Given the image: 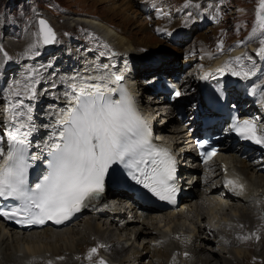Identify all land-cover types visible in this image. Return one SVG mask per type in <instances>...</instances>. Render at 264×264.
<instances>
[{"label":"rangeland","instance_id":"rangeland-1","mask_svg":"<svg viewBox=\"0 0 264 264\" xmlns=\"http://www.w3.org/2000/svg\"><path fill=\"white\" fill-rule=\"evenodd\" d=\"M185 1L160 0L159 5L156 7L148 5V3L146 5L141 4L142 8H139L138 10L140 14L139 17L144 19L145 23H147L144 25L145 29L141 27V29H136L134 28L135 19L129 20L127 24H124L122 15L116 16L106 11L108 8L107 5L93 6L86 0H0V49L4 50V46L6 45L11 46L13 51L15 49L13 56H9V54H7L10 58L7 61L4 58V54L0 52V65H3V67H0V110L4 109L3 105L5 102L9 107V101L6 97L8 96L11 86L15 80L23 79L26 70L30 68L39 69L36 79L38 81L42 80L43 82L44 80L42 78L48 74H43V66L49 67L48 64H53V66L57 69V73H54V76L55 74L62 76L66 74L63 72V69H65L64 66L61 65H66L65 63H61L63 60L65 61V58H67L68 61L71 58L74 62L77 61L78 63L87 62L89 60H95L99 55L97 53L101 54L102 51L106 56L108 50L112 49V47L106 42L107 38L103 36L104 34L100 29L91 28L90 26H86L87 28L84 26H80L78 29L74 28V24H76L74 19L77 17H91L101 21H107L114 27L113 29L111 28L113 31H117L124 38L131 39L133 42H136L138 50H132L129 55V58L131 59L128 60L134 64V66L136 64L137 77L141 76L143 72L147 73L146 75L139 77L140 80H143L144 78L148 79L151 76L153 77L154 71L160 74L167 72V74H170L169 72L174 71L172 69L175 67V69L180 72V77L183 78L185 75L186 77L191 75L196 82L201 65L197 59L200 58V50L201 52L204 50V52H207V55L209 56L211 54L213 55L210 57L211 60L209 59V62L220 55L225 56V60L232 61L233 58L230 59L229 57V55H232L231 51L234 50L235 47H240L243 50L242 52H247L248 57H250V59H245L248 61L246 66H255L256 71L264 68V64L261 62V59H263L264 62V57L257 56V58L254 56V54H256L255 52L248 50L251 45H255V49L260 47V40L264 38V35L261 34L251 35L252 28L255 23V10L258 6V0H191V3H182ZM194 2H197V4H194ZM40 16L47 20H55L58 25L64 24L67 29L65 31L53 29L56 35V42L50 46L36 47L34 51L38 52L39 55H33L30 51V46L33 45L37 39V37L33 35V32L38 33L36 19ZM173 23L174 25H181L182 30L173 34L171 33L172 36L170 38L166 35L165 29L167 26L170 27ZM98 30H100V33H98ZM85 40L87 43H91V46H94L95 49L98 50H90L88 46L84 45ZM233 40H237L236 44L231 43ZM221 43L222 48H219L218 45ZM104 45H107V48H105ZM5 52L6 51H4V53ZM105 56L101 55L102 58H105ZM195 56L196 59L192 61L191 59H194ZM184 59L190 60L181 66L182 60L185 61ZM41 60L46 64H39ZM8 66H10L13 71L9 69L7 70ZM48 71V68H46V71L44 72ZM47 77L48 76H46V78ZM258 78V80L264 78V69ZM40 84H36L37 92L40 90L41 91L39 93L50 91L47 87L42 89L39 88ZM254 86L260 87L258 83H254ZM38 95L40 96V94ZM187 100L189 99H184V101ZM25 103L26 105L31 106L32 109L33 106L35 109L40 105L37 104L38 106H35L31 101H25ZM144 104H147V102L144 101ZM8 107L6 110L7 112ZM160 111L162 114H167L163 108ZM159 112H155L154 114L155 122L161 127L166 125V129L170 130L171 125L170 123H167V117H163V115L159 116ZM1 115L2 112L0 111V116ZM1 118L2 116L0 117V125ZM33 119L35 120L36 117L33 116ZM194 178L197 180V175ZM209 184L210 183H208V186ZM210 186L212 185L210 184ZM212 194L213 193H208L205 195L206 200L208 199L207 197L211 198L214 195L215 198L213 199L217 200L216 197L218 194ZM113 200L114 207H105V209L111 210V212L118 211L121 213L122 217L127 219L121 217L123 220L119 221L118 218H107L103 213L94 217V219L89 220L92 221V227H96L104 232L103 239H112L114 242H118L120 246L123 245V250L120 253L121 256L124 253L132 251L135 247L142 248L147 241H150L155 236H152L154 234L151 235L150 233H145L143 236L138 235L135 239V236L130 233L131 227L134 226V224L140 223L135 217V211L128 208L130 203L126 200H122L121 198H114ZM195 200L191 201L190 198H187L181 202L182 205L180 206V209L181 207L183 209L181 215L180 217H178V215L174 216L176 218H180L177 224V219L174 217L170 218L167 215L169 214L168 210H155L152 213L149 212L152 216L156 217L154 221L155 226H160L162 227V231H166L165 233L167 235L164 238L165 243L163 244L173 246L174 243H177L184 247H188V242H190L193 234L198 232L197 229L208 224L207 218L198 219L197 215H195V209L188 207L190 204H194ZM216 200H207L205 202L207 209L201 211V208L199 207L197 210L198 213L202 214V212H207L209 209L212 210V212H209V216L211 218L214 216L217 217L213 218L211 229L213 228L212 230L216 232L227 231L229 228L232 229V227L224 229L223 227H220V225L222 222L221 219L223 218H225L226 223H233V211H230V207L227 205L222 209L218 208L215 203ZM197 201H200L199 198ZM228 203L233 202L228 201ZM262 204L260 203V205L264 206V202ZM245 207L246 209H249V213H253V215L256 214V216L258 215L255 208L252 210L253 208H249L248 205ZM261 209H263V207H260L259 211ZM228 212L229 215H227ZM259 214H262V212ZM90 217L91 213L84 212L75 220V222L71 224L80 223ZM263 220V218H253V222L259 225L263 224ZM171 221L174 222V224L171 223ZM71 224L69 226H71ZM123 225H126L127 227L129 226V229L123 228ZM69 226L57 228L56 230L66 232L65 228L67 229ZM218 228L221 230L218 231ZM202 230L203 231L199 230L198 232V234L201 233L200 236L202 239L203 236L210 237L212 234L207 232V229ZM31 233L36 235L35 230H27L25 233L23 231L24 235ZM176 235L177 238H175ZM65 236H67V234H65ZM128 237H131V240L128 244H125L124 241ZM212 238L213 237H210L211 240ZM252 238H250L251 242ZM257 239L258 238H253L252 243L256 244ZM199 242L200 240H198V245L202 248V252L204 250L213 253L217 257H215V260H213L211 264H220L218 253L222 254L220 251L223 246L209 241L201 240V242ZM105 246L106 245L104 244L101 245V251L107 254V256L104 257V255H100L98 260H104L106 262L105 264H118V257H116L117 254L113 255V251L109 250V248ZM231 246L240 248V250L246 252V249L243 248L241 244ZM247 249L250 250V248ZM93 255L94 254H91V257H93ZM56 259L58 261L60 260V257ZM145 263H147V261Z\"/></svg>","mask_w":264,"mask_h":264},{"label":"snow or ice","instance_id":"snow-or-ice-1","mask_svg":"<svg viewBox=\"0 0 264 264\" xmlns=\"http://www.w3.org/2000/svg\"><path fill=\"white\" fill-rule=\"evenodd\" d=\"M187 3L191 0H186ZM38 23L39 32L33 34L37 39L30 46L33 55H39L34 51L36 47L56 42V35L47 21L41 19ZM256 34L264 35V0H258L255 10L251 35ZM218 47L222 48V43ZM255 53L264 57V38ZM101 55L105 53L101 52ZM4 58L6 61L10 59L6 52ZM245 59H250L247 53L226 61L217 71L223 75L227 70L234 77L249 80L256 75V69L255 66L244 65ZM38 73L39 69L26 70L22 80L13 82L6 97L11 114L5 121L9 127L6 153L3 137H0V157H3L0 161V199L13 200L15 204L11 208H0V216L6 219L20 217L17 223L44 224L51 220L61 224L87 207L89 201L101 196L105 177L114 164L123 165L131 179L153 196L162 201H175L174 157L167 149L151 143L148 125L135 110L125 90H102L107 88L105 76L88 77L85 87L79 92L75 91V85L70 86L71 93L66 92V96L74 103L66 113H57L52 135L42 149L47 153L44 174L38 177L34 187L31 186L30 169L40 156L29 152V137L35 126L32 123L33 109L25 101L37 98ZM209 76L205 73L200 79L206 80ZM123 79V76L115 75L117 83ZM91 80L96 82L87 83ZM117 91L121 93L120 99L113 98ZM180 94L175 92L176 96ZM229 130L242 140L264 147V127L260 126L257 118H237ZM214 154L215 149L205 153V162ZM227 184H231L233 189L244 190V185L236 180H227ZM96 251L92 248L90 256ZM99 264H105V261L100 260Z\"/></svg>","mask_w":264,"mask_h":264},{"label":"bare ground","instance_id":"bare-ground-1","mask_svg":"<svg viewBox=\"0 0 264 264\" xmlns=\"http://www.w3.org/2000/svg\"><path fill=\"white\" fill-rule=\"evenodd\" d=\"M86 1H89V3H91L93 6L107 5L108 8L106 9V11L116 16L122 15L124 24H127L129 20L135 19L136 21L134 28L139 29L141 27L145 29L144 25L147 22L145 23V20L139 17L140 14L138 12L139 8H142L141 4L146 5L148 3V5L152 7H156L159 5L160 0H86ZM197 2H194V4H197ZM182 3H186V1ZM45 20L54 30L57 29L58 31L59 30L65 31L67 29L64 24L58 25L57 21L55 20L52 19H48V20L45 19ZM74 20L76 22V24H74V28L78 29V27L80 26H84V27L90 26L91 28L100 29L101 32L104 34L103 36L107 38V41L106 40L105 41L108 43V45H110L112 49L118 51L119 55L122 58L131 59L129 58L131 51L134 49L138 50L136 42H133L131 39L124 38L117 31H113L112 29L114 27L112 26V24L108 23L107 21H101L91 17H77ZM100 30H98L99 31L98 33H100ZM165 30H166V35L171 38L172 36L171 33L173 34L177 31L180 32L182 30V26L179 24L174 25L173 23L170 27L167 26ZM236 42L237 40H233L231 43L236 44ZM84 45L88 46L89 49L92 51L95 49V47L91 46V43H87L86 40L84 42ZM254 46L255 45H251L248 50L255 52L256 49L254 48ZM4 47L2 54H4V51H6L7 54H9V56L10 55L13 56V52L15 51V49L13 51L12 47L8 45ZM96 50L98 49H95V51ZM242 51L243 50L240 47H235V49L231 51L232 55H229L230 59L234 58L232 56L235 57L241 56L243 54ZM199 53H200L199 54L200 58L197 59L201 64L200 71L203 68H212V67H217L218 65H224L225 62L228 61L225 60L226 59L225 56L220 55L217 58L212 59L211 62H209L210 57L213 56L212 54L209 56L207 55V52H204V50H202V52L200 50ZM254 56L257 57L256 54H254ZM195 59L196 56L194 59L191 60L194 61ZM189 60L190 59L185 61L182 60L181 66ZM247 62L248 61L244 60L243 62L244 65H247ZM261 62L262 64H264L263 59H261ZM48 65L49 67L43 66L42 69L46 71V68H48L50 72L49 71L44 72L41 69L43 74L48 73L46 74V76L48 77L46 78L45 76L44 78H42L44 81L42 82V80H40L38 81V84L41 83L39 88L42 89L44 87H47V89H50V91L48 92L44 91L42 93H39L41 91L40 90L39 92H37L38 94H40V96L37 95V98L31 101L32 103H34L35 106H38L37 104L45 103L48 99L52 98V96H54L55 100L59 102V100L57 99L58 89H56V87L59 84L63 83L62 85H65L66 87L68 86L70 92H71L70 89L71 85L76 86L75 87L76 92H79L81 88L85 87V84L82 82V80L78 79V76H80L78 72H74L73 70H69L65 68L63 69L64 70L63 72L66 73L65 75L60 76L55 74L54 76V73H57V69L51 63ZM61 65L64 66L63 64ZM10 66H8L7 70L9 69L13 71L12 68H10ZM50 67L51 69H53L52 72L50 70ZM263 69L261 68L259 72H257L256 75L253 76L251 79L249 80L240 79L241 82L239 81L236 84L232 85V89L235 91V93L232 94L234 99L240 97L241 94V91L239 89L240 85L241 86L246 85L252 89V88H258L259 86H254V83H258L261 88H264V78H262L261 80H258L259 79L258 78L255 81L256 77L262 73ZM136 70H137V66L135 64V71H134L135 75H136ZM172 70L174 71L170 72L171 75L179 74V72L177 71V69H175V67ZM167 73H163V74H167ZM80 74L82 77L88 78L95 76L96 72L93 70V72L88 74L85 73H80ZM72 76L73 77L76 76L75 79H72ZM153 76H155V74ZM194 82L195 79H193L191 75H188L187 77L185 75L184 78L181 80V88L183 90L188 91V89L193 86ZM53 85H55V87H53ZM2 86H3V82H2ZM142 103H144L143 100ZM161 105L162 104L158 103L157 101L152 100L149 103L148 109L151 111V114L154 116L155 112H159L160 110H162ZM258 105L263 111L261 117H262V123L264 125V99L261 100ZM5 107L7 106L5 105ZM153 108L156 109L153 110ZM8 114L11 113L8 111L4 115L2 113L1 116L5 117L6 119ZM161 115H163V117H167L168 119L167 123H170V125H172L175 122L174 116H171L169 113L162 114V112L160 111L159 116ZM155 129L157 132L166 136H171L173 134V130L166 129V125L161 127L156 123ZM179 132H184V129ZM181 144H183V142L178 143L176 145L180 146ZM222 145L223 146L221 147V152L209 165L203 167L193 162L188 167V170L190 171L189 173L191 174L189 179H194V177L197 175V180L193 182L192 185L193 190L191 191L188 198H190L191 201L195 199L198 200V198L200 200V201L195 200L194 204L192 205L190 204L188 207L195 209L196 212L195 215H197L198 219L207 218L208 224L202 228L199 227L197 230L199 232V230L203 231L202 229H207V232H210V234L212 233L210 235V237H213L212 240L210 239V237H206V236L205 237L203 236L202 239V237L200 236L201 233L198 234V232H196L191 237L190 242H188L189 245L188 247H184L177 243H174L173 246L165 245L163 243H165L164 238L167 235L165 233L166 231L163 230L164 231L163 232L161 230L162 227L155 226L154 221L156 217L150 214L155 210H152L153 208H149V209L144 208L138 203H130L129 204L130 206L128 208L130 210L135 211L136 214L135 217L138 219V222H140L139 224L138 223L134 224V226L132 227L130 226L131 235H134L135 236L134 238L136 239L138 235L143 236V234L145 233H150L151 235L154 234L152 236H155L156 240L154 237L150 241H147L142 248L135 247L132 249V251L124 253L123 255L120 256V253L123 250V245L120 246L118 242H114L112 239L111 240L103 239L104 232L100 229H97L96 227H92L91 226L92 221L89 219H94V217L104 213L107 218L109 217H111L112 219L118 218V220L120 221L123 220L121 219L122 215L118 211L111 212V210L105 209L106 206H104L102 203H96L87 211L88 213H91L90 218L85 219L80 223H74L73 225L71 223L75 222V220L71 223L66 224L65 226H69L71 224L69 228L68 227L67 229L65 228L66 232H61V230H56L50 227H43V228L35 229L36 235H34V233L33 234L31 233L32 235L31 234L24 235L23 231L8 228L7 226L0 223V264H99L98 259L100 258V255H104V257L107 256V254L101 251V245L103 244L106 245L105 247H108L109 250L113 251V255L117 254L116 257H118L117 260L118 264H211L213 260H215L216 256L213 253L204 250L202 252V248L200 247V245H198V240H200V242L201 240L209 241L211 243L214 242L215 244H221L223 246L220 251L222 252V254L218 253L220 264H264V220H263V224L261 225L255 224L253 222L254 217H257L258 219L260 218L264 219V206H262L263 205L262 203L264 202V168L262 169L264 165V161H263L264 156L262 153H258L257 151H251L240 154L236 149H230L229 147H225L224 143ZM225 177H230L236 181H239L240 184L244 185V190L243 191L239 190V192L236 195H233V193L231 194L228 193L227 189L224 188V186L222 185V181ZM208 183H210L212 186H210V184L208 186ZM208 193H213L212 195H214L215 193L218 194V196L216 197L217 200L213 199L215 198V195L212 196L211 198L207 197L208 198L207 200L209 201L216 200L215 203L218 206V208L222 209L224 206L227 205L230 207V211L231 210L233 211L232 213L233 214L232 217H234L233 223L231 222L226 223L225 218H223L221 219L222 222L220 225V227H223L224 229L229 227H232V229L229 228L227 231L216 232L212 230L213 228L211 229L212 220L213 218L217 217L214 216L213 218H211L209 216V212H212V210L209 209L207 210V212L206 211L204 213L202 212V214L198 213L197 210L199 207L201 208V211L207 209L205 203L207 200L205 195H207ZM228 201L233 203H228ZM260 203L262 205H260ZM181 205L182 204L180 203L178 210L169 211V214L167 215L170 218H173L176 215L180 217L181 212L183 210L182 207L180 209ZM246 205H248L249 208L252 207L253 208L252 210H254L255 208V211L256 213H258V215L256 216L255 213H254L255 215H253V213H249V209H246L245 207ZM260 207H263V209L259 211ZM260 212H262V214H259ZM227 215H229V212L227 213ZM174 218L177 219L176 220V224H177L180 218H176V217ZM171 223L174 224V222L172 221ZM123 228L129 229V226L127 227L126 225L125 226L123 225ZM218 229H219L218 231L221 230L220 228ZM65 234H67V236H65ZM252 237L258 238L256 244L252 243L253 242ZM130 238L131 237L125 239L124 243L128 244V242H130L131 240ZM175 238H177V235L175 236ZM250 238H252V242L250 241ZM235 244L238 245L241 244L242 247L246 249V252L240 250V248L231 246ZM92 248L97 249L93 257L90 256V250ZM247 248H250V250H248ZM58 257H60V260L57 261L56 258ZM146 261L147 263H145Z\"/></svg>","mask_w":264,"mask_h":264},{"label":"water","instance_id":"water-1","mask_svg":"<svg viewBox=\"0 0 264 264\" xmlns=\"http://www.w3.org/2000/svg\"><path fill=\"white\" fill-rule=\"evenodd\" d=\"M41 19H43L42 17H38L36 20H37V28H38V30H39V20H41ZM43 20H45V19H43ZM46 21V20H45ZM49 25V24H48ZM50 26V25H49ZM51 27V26H50Z\"/></svg>","mask_w":264,"mask_h":264}]
</instances>
